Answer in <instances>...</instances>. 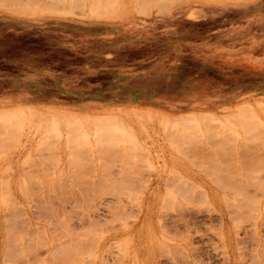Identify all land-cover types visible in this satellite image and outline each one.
Returning a JSON list of instances; mask_svg holds the SVG:
<instances>
[{
  "label": "rangeland",
  "instance_id": "obj_1",
  "mask_svg": "<svg viewBox=\"0 0 264 264\" xmlns=\"http://www.w3.org/2000/svg\"><path fill=\"white\" fill-rule=\"evenodd\" d=\"M1 1L0 264H264V0Z\"/></svg>",
  "mask_w": 264,
  "mask_h": 264
},
{
  "label": "bare ground",
  "instance_id": "obj_2",
  "mask_svg": "<svg viewBox=\"0 0 264 264\" xmlns=\"http://www.w3.org/2000/svg\"><path fill=\"white\" fill-rule=\"evenodd\" d=\"M1 1V0H0ZM4 1L6 2L7 0H3V1H1V3L3 2V6L4 5H6V3L4 4ZM14 2V4L12 5V7L13 8H11V10L13 9V10H15L16 12H18L19 14H24V15H28V14H34V15H36L35 13H37V11L38 10H40L41 8H43V7H47L46 9H49V8H54L55 7V5H57V3H67V5L69 4V3H78V1L81 3V4H83V6H85L86 7V5H89L88 7H90L91 8V11L94 13H96L97 15H95L96 16V18H104V16H107V15H109L110 16V18H111V16L114 14V13H116L117 14V11H116V7H119V9L120 8H122V9H124V10H126V9H128L130 6H133L134 4L136 5V6H139L140 5V1H142V0H47V2L46 1H44V2H46V5L44 6L43 4V6H41V5H39V3H37V1H35V0H8L7 2ZM145 1H147V2H149L148 4H151V5H148L147 4V6L148 7H150V6H153L154 5V3L153 2H155L156 3V1L157 0H144V1H142L143 3H145ZM163 1V0H162ZM183 1H185V0H183ZM211 1V0H210ZM214 1V0H213ZM240 1H242V0H240ZM250 1V0H249ZM11 2H10V4H11ZM142 2H141V5H142ZM166 2H167V0H166ZM248 2V1H247ZM153 3V4H152ZM158 3H160L159 1H158ZM162 3H165L164 1L162 2ZM161 3V4H162ZM180 3V2H179ZM215 3V2H214ZM222 3V2H221ZM220 3V4H221ZM226 3V2H225ZM235 3V2H234ZM244 3V2H243ZM45 4V3H44ZM157 4V3H156ZM155 4V6L157 7V5ZM232 4H233V2H232ZM7 5H9V4H7ZM72 5V4H71ZM79 5V4H78ZM160 5V4H159ZM158 5V6H159ZM171 5L173 6V3H170V7H171ZM223 5H225V4H223ZM54 6V7H53ZM63 7H64V5H62ZM82 6V5H81ZM143 6V5H142ZM0 7H2V6H0ZM11 7V6H10ZM73 8L72 9H76V7H74V6H72ZM66 8V7H65ZM71 8V7H70ZM64 9V8H63ZM63 9H61V11L63 10ZM96 9V10H95ZM164 9V8H163ZM170 9V8H169ZM168 9V10H169ZM4 10V9H3ZM13 10H12V12H13ZM86 10V9H85ZM100 10H104V11H100ZM118 10V9H117ZM133 10V9H132ZM150 10H151V8H150ZM165 10V9H164ZM70 11H73V10H71L70 9ZM70 11H69V13H70ZM75 11V10H74ZM90 11V12H91ZM134 11H136V10H134ZM134 11H132V12H134ZM57 12V11H56ZM64 12V11H63ZM62 12V13H63ZM130 12V11H129ZM131 12V13H132ZM79 13V12H78ZM113 13V14H112ZM65 14V13H64ZM72 13H70V15H71ZM92 14V13H91ZM112 14V15H111ZM40 15V14H39ZM84 15H86L85 13H84ZM83 15V16H84ZM82 16V17H83ZM94 15H92V17H93ZM114 16V15H113ZM65 17V16H64ZM94 18V17H93ZM93 18H91V19H93ZM108 18V17H107ZM79 19V18H78ZM113 19V18H112ZM100 21V20H99ZM264 100V99H263ZM264 102V101H263ZM263 102H261L260 101V104H263ZM254 103V102H253ZM259 104V103H258ZM237 107H241V105H239V106H237ZM236 107V108H237ZM16 111H18V112H25V111H22V110H19V109H17ZM31 113V112H30ZM33 114V113H32ZM35 114V113H34ZM37 114V113H36ZM142 114V113H141ZM211 114H216V113H211ZM148 115V114H147ZM192 115H196V113H193ZM64 116V115H63ZM32 117H34V116H32ZM56 117V116H55ZM150 117H152L151 115H150ZM162 119H158V120H165V117L162 115ZM67 119V118H66ZM68 121V120H67Z\"/></svg>",
  "mask_w": 264,
  "mask_h": 264
}]
</instances>
